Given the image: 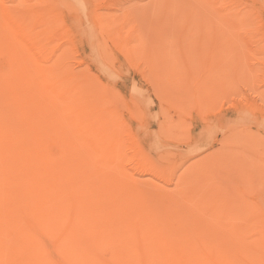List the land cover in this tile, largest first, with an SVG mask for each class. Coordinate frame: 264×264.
Wrapping results in <instances>:
<instances>
[{
	"label": "rangeland",
	"instance_id": "1",
	"mask_svg": "<svg viewBox=\"0 0 264 264\" xmlns=\"http://www.w3.org/2000/svg\"><path fill=\"white\" fill-rule=\"evenodd\" d=\"M241 2L55 6L79 26L81 48L61 41L60 50L74 81L86 87L85 99L113 125L124 170L135 149L151 164L133 172L134 192L184 211L187 197L211 190V214L234 216L251 237L242 250L247 264H264V0Z\"/></svg>",
	"mask_w": 264,
	"mask_h": 264
},
{
	"label": "bare ground",
	"instance_id": "2",
	"mask_svg": "<svg viewBox=\"0 0 264 264\" xmlns=\"http://www.w3.org/2000/svg\"><path fill=\"white\" fill-rule=\"evenodd\" d=\"M74 22L55 0H0V264H247L251 237L211 214V190L184 211L134 192L151 164L135 149L124 170L113 125L70 74L59 43L81 48Z\"/></svg>",
	"mask_w": 264,
	"mask_h": 264
}]
</instances>
